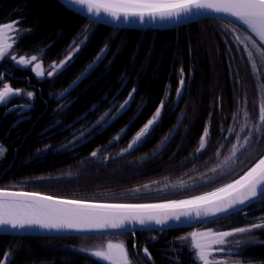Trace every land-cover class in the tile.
Here are the masks:
<instances>
[{
	"label": "trees",
	"instance_id": "obj_1",
	"mask_svg": "<svg viewBox=\"0 0 264 264\" xmlns=\"http://www.w3.org/2000/svg\"><path fill=\"white\" fill-rule=\"evenodd\" d=\"M14 20L26 30L14 49L26 55L42 52L44 61L60 57L85 24L93 23L94 30L73 60L52 77L37 80L29 68L0 61V74L4 73L15 87L34 94L30 107L22 114L0 105V144L6 148L0 156V187L18 185L61 197L138 202L129 200L135 188L177 176L197 160H212L219 146L216 140L219 123L225 120L224 112L245 111L252 120L258 116V89L248 57L223 33L224 22H233L248 32L240 23L206 17L171 28L128 29L93 22L58 0H0V24ZM104 48L105 55L96 61ZM180 69L192 77L185 117L174 132L180 119L179 104L172 110L175 88L170 104H166L165 94L172 80L176 87L173 78ZM124 87L128 92L120 99ZM65 89L67 96L62 99L60 92ZM132 91L129 105L118 113ZM162 101L163 111L154 130L137 146L124 151L129 139ZM115 102L118 105L108 115H114L113 119L106 125L96 124ZM210 116L208 145L198 154L199 159H192ZM227 123L225 120L224 126ZM91 125L82 141L70 148V130L79 126L85 130ZM122 129L124 134L115 139ZM170 134V140H176L161 146ZM93 152L98 156H92ZM246 169L236 172L234 178ZM36 176L49 179L29 185L25 181ZM234 178L216 181L184 197L150 194L141 200L187 198L214 190ZM22 181L28 186H19ZM262 198L241 211L257 206ZM239 212L218 220H236ZM187 229L190 228L118 234L126 236L128 247L146 248L151 256L149 264H194L192 250L179 247L176 241ZM256 233L259 241L246 245L238 256L264 264V227ZM89 236L99 235L0 234V259L11 251L10 264H108L74 247ZM171 247L178 250L173 253Z\"/></svg>",
	"mask_w": 264,
	"mask_h": 264
},
{
	"label": "snow or ice",
	"instance_id": "obj_2",
	"mask_svg": "<svg viewBox=\"0 0 264 264\" xmlns=\"http://www.w3.org/2000/svg\"><path fill=\"white\" fill-rule=\"evenodd\" d=\"M61 2L68 10L77 13L81 7H86L87 13L95 16H99L103 12L114 19L123 17L124 20H128L129 17H138L141 22H144L145 17L152 20L157 17L161 20H170L184 15L191 16L200 10H210L235 18L246 27L248 32L253 34L246 35L245 40L250 42L254 48L257 47L256 40H259L261 46H264V0H61ZM18 23V21H13L0 25V59L5 58L8 49L12 47V44L8 43L9 32L19 34L26 31L18 30L16 27ZM236 39L239 41L241 38L237 36ZM257 52L264 62V50L258 48ZM251 56L252 53L249 52V57L251 58ZM11 58L19 65H29L38 59L36 56H32L30 60L24 57L17 59L15 55ZM68 59L70 60L71 57L69 56ZM66 63L67 60H62L59 65L53 63L49 66L47 75H54ZM33 71L38 77L44 75V70L39 63L33 67ZM2 75L0 74V83L3 82ZM75 83L76 81L73 82V84ZM180 83L181 88L177 89L178 96L181 95L184 84L183 71H181ZM22 94L21 90L13 89L5 83L0 89V104L7 105L14 96ZM26 95L32 98L34 94L27 92ZM63 95L64 92L60 93V96ZM130 99L131 94H129V99L120 105L121 110L128 105ZM163 106L164 102L162 101L152 118L139 130L124 151L134 148L154 130L161 118ZM20 107L27 108L30 105ZM260 112V119L264 122V105L261 106ZM107 115L106 113L105 116ZM257 131L260 129L257 128ZM124 132L125 129H122L115 139H120ZM208 134L206 127L198 151L205 148V138ZM245 142L251 143V138L245 137ZM5 152L6 148L0 144V156H3ZM91 155L96 156L97 152H93ZM260 196H264V158L260 159L239 179L214 192L189 200L169 201L164 204H92L76 200L61 201L39 193H16L0 190V229L19 231L39 228L57 232L67 230L85 232L106 228L122 229L133 222L141 226L154 223L166 227L170 221L181 222L182 217L193 218L194 214L195 218H200L222 213L234 205L251 202L252 198ZM262 226L264 225L254 224L252 228ZM235 232L246 233L251 232V229L238 228ZM233 234L232 232L211 233V231L191 233L192 248L195 250L196 257L203 264H224V262L209 259L211 245L224 244V238ZM180 239L186 238L180 237ZM239 243L240 241H237V245ZM81 251L89 252L90 255L108 261L109 264H130L126 245L123 242L116 244L108 242L106 247L95 250L81 249ZM145 253L147 255V249H145ZM12 257L11 251L5 252L4 259H0V264H10Z\"/></svg>",
	"mask_w": 264,
	"mask_h": 264
},
{
	"label": "rangeland",
	"instance_id": "obj_3",
	"mask_svg": "<svg viewBox=\"0 0 264 264\" xmlns=\"http://www.w3.org/2000/svg\"><path fill=\"white\" fill-rule=\"evenodd\" d=\"M14 21H17V20H14ZM10 22H13V21H10ZM10 22H7V23H10ZM93 25L94 24L90 22L85 24L82 28V31L72 40V42L68 45L65 51L61 54V56L58 57L57 59H53L49 61H44L42 59V55H41L42 52H37L35 54L32 53L30 55L18 54L17 51L14 49V45L17 39L19 38V36L22 33H24V31L20 32L19 34L17 32H9L8 35L10 39L8 40V43L12 44V47L8 49V54L6 55V57L3 59H0V61L7 60V61L14 63L15 65L29 68L37 80H42L45 77H52L55 74H57L61 69L58 72H56L54 75L48 76L47 71L49 69V66L52 65L53 63L59 65L62 60H67V63L65 64L66 66L70 61H72L76 53L80 51L81 47L86 42L87 38L90 36L91 32H93L94 30ZM16 27L18 30H25V29H22L19 25H17ZM224 29H225V32L223 33H226L228 37L232 40V42L240 50L242 51L244 50V52L246 53L248 57L250 65L252 67V71H253L257 89H258L257 97L259 99V112H258L257 118L255 120H252L249 114L246 113L245 111L243 113L238 112V113H233V114L224 112L225 120L228 123L226 126H224L225 120L219 123L220 135L216 140L219 146L214 152L211 161H210V158L207 160H204V162L202 163H199L197 160L194 163H192L184 172L180 173L177 176L166 177L162 180L155 181L150 184H146L147 188H145V185L139 188H135L133 192L130 194L129 200L132 199L138 202L163 201V200H141V199L148 198L146 196L150 194L160 195L162 198L184 197L185 195H187L185 193H188V192L191 193L194 191L204 190L206 187L212 185L216 181L223 179L222 180L223 182L225 179H227V177L234 178L237 173L248 168L259 156L263 154L264 152V122H262L260 119V115H261L260 110H261V106L264 105V62H262L261 57L258 55L257 49L260 48L264 50L263 49L264 47L261 46L258 40H256L257 47L254 48L250 42L244 39V37L246 35H250V33L245 31L242 27H240L239 25L233 22H224ZM237 36L241 38L239 41L236 39ZM73 45L75 46L73 47ZM105 52H106V48H104L99 53V55L96 58V61L100 60L105 55ZM249 52L252 53L251 58L249 57ZM13 55H15L17 59H19L20 57H24L25 59L30 60L32 56H36L38 59L36 61H32L31 64L29 65H19L16 63V61L12 60L11 57ZM69 56L71 57L70 60L68 59ZM37 63H39L42 66V69L44 70V75L41 77H38L36 73L33 71V67ZM181 71H183V69H180L177 75H174V78H173L176 80V87L172 85L173 84V80H172L165 94L166 104H170L172 89L175 88V93L172 99V102H173L172 110L179 104L178 112L180 113V119L174 128V132L176 128L182 123L185 117V113L187 110V102L189 100V89L191 87L190 80H191L192 75L191 77L190 76L187 77L183 72L184 84L181 90V95L179 96L177 95V89L181 88V83H180L181 82ZM9 75H11V73ZM2 81L3 82L0 83V89H2L3 84L6 83L10 85L13 89H19L21 90V93H23L22 95L14 96L11 99V101L7 103V105H4V106L8 107V109L17 110V113L19 114L24 113L25 110L28 109V107L21 108L20 106L30 105L29 101L31 100V98H29L26 95V93L31 92V91L23 87H20V88L15 87L12 84V82L7 80L4 74H3ZM122 85H123V82H122ZM63 91L64 90H62L61 92ZM127 92H128V87L127 88L124 87L122 93L119 96L120 99L123 98L125 94H127ZM130 94H131V99H132L133 91L130 92ZM66 96L67 95H64L62 99L65 98ZM183 96L184 98H182ZM128 99H129V96L125 100H128ZM124 101L122 102V104L124 103ZM218 103H221V99L218 100ZM0 105H3V104H0ZM116 105H118L116 102L113 103V105L109 109H107L103 113L102 116L99 117L96 124H102V125L108 124L114 117V115H112L110 116V118H108V115H110L111 110ZM160 106L161 104L158 107ZM121 111L122 110L120 109V106H119L117 112L119 113ZM161 111H163V108ZM155 112L152 114V116L155 114ZM106 113L108 114L107 116H105ZM152 116L150 117V119L152 118ZM211 118L212 116L208 118L206 126H205V128L206 127L208 128V133H209L208 136L205 138V148L198 151L199 146H200V141H201V138H200L198 147L195 149V153L192 159H199L198 154L202 153L208 145V142L211 136L210 134ZM91 127L93 126L91 125L90 127L85 128V130L82 126L71 129L70 132L67 134V144L69 145V147L73 148L78 143H80L83 139L84 132ZM205 128H204V131H205ZM257 128H259L260 131H257ZM139 130L136 132V134L139 132ZM204 131L201 137L203 136ZM136 134L129 139L127 143V148H128V145L132 142V140L136 136ZM171 136H172L171 134L167 135L166 136L167 140H165L166 138L165 137L161 146L167 142L169 143V141L172 142L176 140L173 138L172 140H170ZM245 137H250L252 142L246 143ZM97 156L98 154L95 157ZM67 175H71V174H67ZM47 179L49 178L36 176V177H32L31 179H28L25 181L29 185L31 183H39ZM22 182L19 186L21 187L28 186L27 183L24 184V182L23 183ZM164 200H167V199H164ZM236 218H237L236 220H234L235 219L234 218L232 220H225L223 222L217 219L215 221L213 220L211 222L209 221V222L197 225L179 234L176 238V241L178 242L179 247L187 246V248L192 250L194 254V258H195L194 264H203V262L200 261L195 255V250L192 248V240H191L190 234L191 233H202V232H208V231H211V233L232 232L234 233L232 236H228L224 238L225 239L224 244L211 245V255L209 259L210 260L215 259L216 261L224 262V264H255L251 262V260H248V261L242 260L241 257L238 256V253L246 245L259 241L258 234L256 232L258 229L264 226L259 227V228H252V225L254 224L264 225V197L261 199L260 203L257 206L251 209L240 211L239 216H237ZM238 228H249L251 229V232L237 233L235 232V230ZM180 237H185L186 239L181 240ZM237 241H240L239 245H237ZM108 242H112L114 244L123 242L126 245V250L128 253V259L130 261V264H149L151 261V256H150L149 251L147 250V255L145 253L146 248L139 249L136 246H132L131 248L128 247L126 243L125 235L110 234V235L89 236L86 238H81L74 245V247L79 250L81 249L95 250L97 248L106 247ZM169 249H171L173 253H175L178 250V248L176 247H171ZM86 253L90 254L89 252H86ZM169 255L171 257L174 256L171 253H169Z\"/></svg>",
	"mask_w": 264,
	"mask_h": 264
},
{
	"label": "water",
	"instance_id": "obj_4",
	"mask_svg": "<svg viewBox=\"0 0 264 264\" xmlns=\"http://www.w3.org/2000/svg\"><path fill=\"white\" fill-rule=\"evenodd\" d=\"M60 3L61 0H58ZM74 12V11H73ZM77 13V12H76ZM79 15H81L84 18H87L93 22L101 23L107 26H113L118 28H128V29H164V28H171L176 27L182 24H186L192 21H196L202 18L206 17H220L227 20H231L237 23H240L235 18L228 16L226 14L222 13H214L210 10H200L198 13L194 12L193 15L188 16L184 15L175 19L170 20H161L158 17L155 20L150 19L149 17L144 18V22H141L138 17H129L128 20H124L123 17L119 19H114L107 14L101 12L99 16H95L92 14L87 13L86 7H81L79 10ZM241 24V23H240ZM243 25V24H242ZM244 26V25H243ZM4 74V73H2ZM3 78V75H2ZM264 158V152L263 154L250 166L248 167L243 173H241L236 178L220 185L214 190L207 191L195 196H190L187 198H181V199H172V200H163V201H145V202H115V201H102V200H87V199H76V198H69V197H61L56 195H51L43 192H38L34 190H28L24 188L19 187H0V190H6L9 192H16V193H39L43 196H50L57 200L61 201H83L86 203H92V204H134V205H143V204H164L168 203L169 201H182V200H189L194 197L202 196L211 192L216 191L217 189L224 187L227 184H230L234 182L235 180L239 179L242 175H244L250 168H252L260 159ZM264 196H260L259 198H252L251 202H245L244 204H238L234 205L231 209L226 210L222 213H215L214 215H208V216H202L200 218H195L193 214V218H181V222H174L170 221L169 225L164 227L160 225H156L154 223L147 224L145 226H141L136 224L135 222L128 224L125 228L122 229H113V228H106V229H99V230H91V231H85V232H78L73 230H67V231H61L57 232L55 230H45V229H39V228H31V229H23V230H12V229H0V234H7V235H51V236H66V235H104V234H118V233H134L136 231H154V230H161L163 227V230L166 229H175V228H192L197 225L217 220L220 218H223L225 216L231 215L233 213H236L238 211H241L242 209L246 208L247 206L251 205L258 199L262 198ZM109 264L108 261H104Z\"/></svg>",
	"mask_w": 264,
	"mask_h": 264
}]
</instances>
